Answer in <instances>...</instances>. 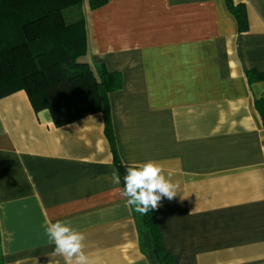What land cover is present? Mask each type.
I'll list each match as a JSON object with an SVG mask.
<instances>
[{"label":"crops","instance_id":"1","mask_svg":"<svg viewBox=\"0 0 264 264\" xmlns=\"http://www.w3.org/2000/svg\"><path fill=\"white\" fill-rule=\"evenodd\" d=\"M233 1L246 31L226 0H85L84 60L123 84L108 113L64 125L24 90L0 99V264H64L57 220L86 235L90 264H152L108 179L109 126L124 163L180 182L155 210L175 264H264V0Z\"/></svg>","mask_w":264,"mask_h":264},{"label":"trees","instance_id":"2","mask_svg":"<svg viewBox=\"0 0 264 264\" xmlns=\"http://www.w3.org/2000/svg\"><path fill=\"white\" fill-rule=\"evenodd\" d=\"M93 8L106 0H91ZM239 31L248 30L243 4L226 0ZM85 0H0V99L19 90L35 110L48 109L57 125L97 111L108 113L109 93L122 87V77L104 64L93 69L88 54ZM115 167L123 184L125 167L110 134ZM141 244L152 264H175L165 249L156 211L142 216L132 208Z\"/></svg>","mask_w":264,"mask_h":264},{"label":"clouds","instance_id":"3","mask_svg":"<svg viewBox=\"0 0 264 264\" xmlns=\"http://www.w3.org/2000/svg\"><path fill=\"white\" fill-rule=\"evenodd\" d=\"M108 179L117 186L114 191L124 198L125 205L134 208L142 216L158 209L163 198L172 200L181 192L180 182L174 180L171 174H165L161 163L154 160L128 164L123 176V187H119L121 175L118 169L113 168ZM45 233L50 244L54 245L52 255L63 257L64 264H90L86 252L87 237L74 228L70 221L48 222ZM228 264H239V261L230 260Z\"/></svg>","mask_w":264,"mask_h":264}]
</instances>
